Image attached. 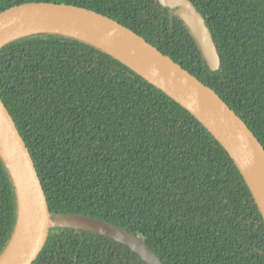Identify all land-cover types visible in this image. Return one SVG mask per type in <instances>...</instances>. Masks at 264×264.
I'll return each instance as SVG.
<instances>
[{
  "label": "trees",
  "instance_id": "trees-1",
  "mask_svg": "<svg viewBox=\"0 0 264 264\" xmlns=\"http://www.w3.org/2000/svg\"><path fill=\"white\" fill-rule=\"evenodd\" d=\"M46 1L95 10L211 88L264 148V0H190L220 65L157 0ZM0 97L31 154L51 216L82 215L141 237L162 264H264V221L234 161L177 101L104 50L39 32L0 47ZM17 203L0 157V254ZM33 264H146L91 230L51 226Z\"/></svg>",
  "mask_w": 264,
  "mask_h": 264
},
{
  "label": "water",
  "instance_id": "water-1",
  "mask_svg": "<svg viewBox=\"0 0 264 264\" xmlns=\"http://www.w3.org/2000/svg\"><path fill=\"white\" fill-rule=\"evenodd\" d=\"M157 1L172 9L182 20L209 69H218L220 58L216 45L203 15L193 2ZM17 27L35 29L9 36V31ZM60 27L71 28L79 33L64 31ZM39 32L69 35L104 50L187 109L230 155L264 221V148L242 119L211 88L143 37L95 10L73 4L32 1L0 12V47L14 39ZM89 34L94 35L99 43L87 39L85 35ZM0 157L11 177L17 203L16 223L0 259L19 228L21 237L20 244L2 264H33L45 244L49 228L55 225L103 234L125 244L146 264H162L141 237L125 229L82 215L51 216L31 154L1 97ZM22 215L24 221L20 224Z\"/></svg>",
  "mask_w": 264,
  "mask_h": 264
},
{
  "label": "bare ground",
  "instance_id": "bare-ground-1",
  "mask_svg": "<svg viewBox=\"0 0 264 264\" xmlns=\"http://www.w3.org/2000/svg\"><path fill=\"white\" fill-rule=\"evenodd\" d=\"M49 27V26H47ZM54 28H57V26H54ZM31 29H35V27H24V28H21V27H17V28H13L9 31V36H16L20 33H23V32H26V31H30ZM60 29L64 30V31H68V32H74V33H79L78 31L76 30H73L71 28H67V27H60ZM85 37L87 39H89L90 41H93V42H96V43H99L97 38L94 36V35H85ZM103 46H106L104 43H101ZM24 221V217L23 215L21 216L20 218V224ZM21 242V237H20V228L18 229L11 245L9 246V248L7 249L6 253L1 257L0 259V264H2L4 262V260L7 258V257H10L12 255V252H13V249L15 247H17Z\"/></svg>",
  "mask_w": 264,
  "mask_h": 264
}]
</instances>
